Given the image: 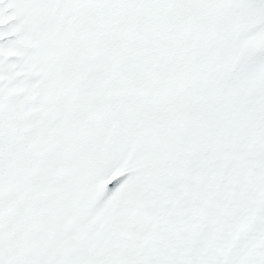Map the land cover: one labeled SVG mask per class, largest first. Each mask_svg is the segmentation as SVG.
Returning <instances> with one entry per match:
<instances>
[{"label":"snow or ice","instance_id":"snow-or-ice-1","mask_svg":"<svg viewBox=\"0 0 264 264\" xmlns=\"http://www.w3.org/2000/svg\"><path fill=\"white\" fill-rule=\"evenodd\" d=\"M0 264H264V0H0Z\"/></svg>","mask_w":264,"mask_h":264}]
</instances>
